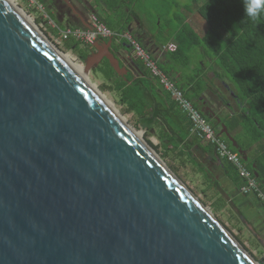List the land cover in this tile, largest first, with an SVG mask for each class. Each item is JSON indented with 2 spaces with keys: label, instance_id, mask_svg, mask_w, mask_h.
Returning a JSON list of instances; mask_svg holds the SVG:
<instances>
[{
  "label": "water",
  "instance_id": "1",
  "mask_svg": "<svg viewBox=\"0 0 264 264\" xmlns=\"http://www.w3.org/2000/svg\"><path fill=\"white\" fill-rule=\"evenodd\" d=\"M111 42L81 62L87 75L104 58L127 75ZM0 264H249L1 2Z\"/></svg>",
  "mask_w": 264,
  "mask_h": 264
},
{
  "label": "trees",
  "instance_id": "2",
  "mask_svg": "<svg viewBox=\"0 0 264 264\" xmlns=\"http://www.w3.org/2000/svg\"><path fill=\"white\" fill-rule=\"evenodd\" d=\"M38 1L45 4L44 0ZM103 1L109 8H118L122 2L121 0ZM164 1L171 3L173 7L179 6L185 13L184 16L175 13L177 22L172 21V23L162 25V16L160 15L156 16L154 21V27L160 33L169 29V38L172 39L169 43L173 42L176 45L175 51H169L166 48L170 60L177 65L181 55L187 56L191 51L196 50V55L212 61L216 71L215 75L232 86L233 100L239 109L232 115L226 116L223 123L231 134H234L237 129L239 130L233 136L243 151H248L244 140H247L248 144L259 145L260 154L253 162L255 168L247 165L248 160L245 163L252 172L258 173L259 176L256 179L264 190V15L255 22L249 21L244 16L243 0H187V3L182 2V4L181 0ZM46 10L49 18L59 25L56 15H53L47 7ZM138 13L139 11L135 10V19L142 26ZM98 17L106 26L108 25L101 16L98 15ZM199 22L204 26L201 30L197 29ZM121 29H125V27ZM169 38L164 42H167ZM135 39L150 53L136 35ZM169 43L167 42L166 46ZM61 48L65 52L71 51L80 62L85 61L93 51L92 47H84L72 39L64 40ZM151 56L157 62L152 54ZM159 68L183 91L187 99L218 133V128L206 115L207 112L204 113V110L201 109V106L205 105L195 92L196 88H198V94L205 89V83L199 76L200 70L196 71L191 78L194 85L187 87V84H177L175 77H172L174 70L164 69L160 66ZM92 72L95 77L101 80L98 88L101 91L113 93L115 99L122 104L123 112L133 113L136 128L145 127L148 130H155L160 140L159 145L163 149L162 157L170 156L173 163L177 164V166L169 164L175 174H178L179 167L189 165L195 173L201 176L204 195L209 199L216 197L213 200V206L211 205L213 212L228 205L231 214L229 218H235L236 222H243V216L236 208L234 201L221 187L214 174L194 154L192 148L201 140L191 133L190 120L187 115L150 76L143 62L142 77L138 78H135L131 73L126 76L118 75L105 58L92 69ZM213 93L224 105H228V99L218 89H215ZM220 136L228 142L232 149L237 151L224 135ZM151 146L158 150L155 145L151 144ZM211 147L216 155L214 147ZM228 164L230 163L228 162ZM229 166L235 170L231 164ZM259 244L264 250L261 243Z\"/></svg>",
  "mask_w": 264,
  "mask_h": 264
},
{
  "label": "crops",
  "instance_id": "3",
  "mask_svg": "<svg viewBox=\"0 0 264 264\" xmlns=\"http://www.w3.org/2000/svg\"><path fill=\"white\" fill-rule=\"evenodd\" d=\"M46 7L51 11L53 15H56L59 27L65 28L70 27H90L89 16L91 13H96L108 23V27L114 30L121 28L129 29L136 35L142 44L150 51V53L157 59V62L161 68L172 69V77L174 76L177 84H187V87L194 85V81H191L192 76L196 73V68L189 66L188 69L182 70L179 66L170 60L168 51L166 49L167 42H171L172 39H168L167 42H162L158 39L157 34L160 33L158 30H154L150 26L146 17H142L138 13L142 26H140L135 19V9H130L127 6V1L120 2L118 8H121L123 15H119L116 10L117 8H109L106 2L103 0H44ZM83 1V2H82ZM101 10V13L98 12ZM106 16L110 17H104ZM108 18V19H107ZM169 36V29L164 30ZM108 39H99L91 47L95 51L94 46L102 47ZM123 44H125L123 42ZM111 42V51H113L120 62V66L127 68V74L131 73L135 78L142 77L141 67L142 62L135 59L134 61L128 59L129 52L124 49L123 45ZM91 53V52H90ZM208 63V67H203L202 71H199V76L205 83V89L198 94V88H196L198 98L205 106H209L221 119L226 116H230L233 112L239 108L237 103L233 100V89L232 86L225 80L215 75L213 63L209 59H205ZM204 60V61H205ZM215 89H218L227 99L228 105H224L217 95L213 93ZM238 129L234 134L238 133ZM230 133V132H229ZM234 134L230 135L234 138ZM246 143V144H245ZM247 140H244V144L248 148V151H244L247 156L251 155L252 166L255 159L259 156L260 150L259 145L256 143L248 144ZM194 154L199 158L201 162L214 174L216 179L219 181L221 187L228 193L230 198L234 201L236 208L242 214L243 222L248 226L249 230L254 234V238L257 242L261 243L264 247V210L260 201L252 194H243L240 191V187L243 183L242 179L237 175L235 170L230 168V164L224 160L219 159L211 147L202 141H198L193 146ZM255 165V164H254Z\"/></svg>",
  "mask_w": 264,
  "mask_h": 264
},
{
  "label": "rangeland",
  "instance_id": "4",
  "mask_svg": "<svg viewBox=\"0 0 264 264\" xmlns=\"http://www.w3.org/2000/svg\"><path fill=\"white\" fill-rule=\"evenodd\" d=\"M126 1H127V6L130 9L134 10L136 8L135 10H138L142 17H146L150 26L153 28V31L156 29L154 27V21L156 19V16L158 15L162 16L161 22L162 25H165L166 23H172V21L177 22V20L175 19V13L181 16L185 15V13L181 10L179 6L173 7V5L171 6V3L166 2L164 0H126ZM14 2L23 12H25L33 20L34 24L37 26L39 31L54 46L62 50L61 48L62 42H59L56 33L52 29L51 22L53 20L52 21L49 20L48 12L46 10L45 4L40 3L38 0H14ZM182 2L187 3L188 1L181 0L180 3L182 4ZM40 4H42L43 7H40ZM98 12L101 13V10H98ZM116 12L119 15H123V11L121 8H117ZM104 17H110V16L109 15L106 16V14H104ZM193 18L195 19V17ZM197 26H198L197 29L199 30L204 28V26H202L200 22L197 23ZM157 37L162 42L166 41V39L169 38L166 32L158 33ZM68 53H70L77 61H79L78 58L71 51H68ZM196 53H197L196 50H193L187 56H184V54L181 55L180 60H178L177 62V66H179L180 69L185 71L188 69L189 66H193L194 68H196L197 72L199 70L202 71L204 66L208 67L209 65L207 61L204 58H201L200 56L196 55ZM89 78L98 87V84L100 83L101 80L95 77L92 70L89 73ZM101 92L112 103V106L125 118L127 123L130 124L131 126H134L135 116L133 115V113L123 112L122 104H120L115 99L113 93L109 91H101ZM137 129L143 132L144 138L148 142H150V144L158 147V150L155 149L154 150L159 154L161 159L166 163L168 167L169 164L177 166V164L173 163L174 161L172 157L170 156L168 157L166 156L164 158L162 157L161 152L163 151V149L159 145L160 140L154 129L148 130L145 127H140ZM251 161H252L251 155H249L248 162H246L249 167L251 166L250 165ZM175 175L193 193V195L197 197V199L207 207L209 214L214 219L218 220L223 225V227H225V229L244 247L246 252L250 256H252L254 260L258 261L263 256L264 250L261 248L260 244L255 240L254 234L249 230L248 226L245 225V222L240 223V222H236L235 218H229L231 217V214L228 205H224L221 208L216 209L215 212H213L211 205L213 203V200L216 199V197L215 199L214 198L209 199L207 196L204 195V193L202 192L204 185L202 183L201 176L195 173L189 165L185 167H179L178 174Z\"/></svg>",
  "mask_w": 264,
  "mask_h": 264
},
{
  "label": "built area",
  "instance_id": "5",
  "mask_svg": "<svg viewBox=\"0 0 264 264\" xmlns=\"http://www.w3.org/2000/svg\"><path fill=\"white\" fill-rule=\"evenodd\" d=\"M40 7H43V5L40 4ZM89 19V28L70 26L61 28L49 18L52 21V29L56 30L59 42L72 39L78 41L84 47H91L99 39L111 38L116 44L122 45L123 42L128 44L133 57L143 62L150 76L171 96L180 110L187 115L190 120L191 133L201 141L213 146L216 156L221 160L229 162L234 167L238 176L243 181L240 191L243 194L252 193L260 201L264 210V190L252 170L246 165L242 156L230 147L228 142L217 133L215 128L207 122L200 111L187 99L183 91L159 68L156 60L135 39L133 32L126 28L121 30L110 29L96 13H91ZM166 48L169 51H175L176 45L172 42Z\"/></svg>",
  "mask_w": 264,
  "mask_h": 264
},
{
  "label": "bare ground",
  "instance_id": "6",
  "mask_svg": "<svg viewBox=\"0 0 264 264\" xmlns=\"http://www.w3.org/2000/svg\"><path fill=\"white\" fill-rule=\"evenodd\" d=\"M0 2L33 34V36L55 57L64 68L71 73L94 98L102 105L106 111L117 121L126 133L137 142L140 147L164 170L168 176L191 198V200L201 209V211L209 217V219L220 229L226 238L237 248L249 264H259L252 256H250L244 247L223 227V225L214 219L197 197L182 183V181L174 174V172L161 159L159 154L154 150L151 144L144 138L143 132L127 123L125 118L112 106V103L100 91L97 85L92 82L87 75L85 68L81 62L77 61L70 53L64 52L54 46L37 28L33 20L23 12L14 2V0H0Z\"/></svg>",
  "mask_w": 264,
  "mask_h": 264
},
{
  "label": "clouds",
  "instance_id": "7",
  "mask_svg": "<svg viewBox=\"0 0 264 264\" xmlns=\"http://www.w3.org/2000/svg\"><path fill=\"white\" fill-rule=\"evenodd\" d=\"M244 16L249 21H257L264 15V0H243Z\"/></svg>",
  "mask_w": 264,
  "mask_h": 264
},
{
  "label": "flooded vegetation",
  "instance_id": "8",
  "mask_svg": "<svg viewBox=\"0 0 264 264\" xmlns=\"http://www.w3.org/2000/svg\"><path fill=\"white\" fill-rule=\"evenodd\" d=\"M124 49H125V48H124ZM199 103H200V102H199ZM200 105H201V104H200ZM201 109H202V110H205V106L202 105V106H201Z\"/></svg>",
  "mask_w": 264,
  "mask_h": 264
}]
</instances>
